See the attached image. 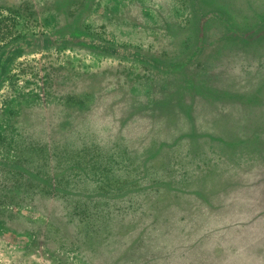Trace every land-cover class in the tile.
Segmentation results:
<instances>
[{
  "label": "rangeland",
  "instance_id": "rangeland-1",
  "mask_svg": "<svg viewBox=\"0 0 264 264\" xmlns=\"http://www.w3.org/2000/svg\"><path fill=\"white\" fill-rule=\"evenodd\" d=\"M73 30L84 35L62 38ZM16 43L23 50L8 51ZM162 99L169 108H157L160 130L223 135L232 127L226 136L235 139L241 116L249 122L258 112L253 121L264 124V0H0V215L32 195L16 169L47 178L72 167L90 180L111 173L124 178L105 183L133 189L138 163L120 170L101 160L104 148L129 147L95 143L92 109ZM253 131L250 142L261 147ZM197 140L162 155L152 182L165 178L166 187L101 203L115 225L87 228L80 247L23 249L0 229V264H129L122 257L155 237V226L157 243L175 252L157 250L161 264H264V171L240 170L251 164L242 147Z\"/></svg>",
  "mask_w": 264,
  "mask_h": 264
},
{
  "label": "crops",
  "instance_id": "crops-1",
  "mask_svg": "<svg viewBox=\"0 0 264 264\" xmlns=\"http://www.w3.org/2000/svg\"><path fill=\"white\" fill-rule=\"evenodd\" d=\"M216 46L214 45L215 48H217ZM207 47L211 49L212 46L208 45ZM168 104V99L141 104H133L129 100L128 102L107 103L105 101L94 104L91 126L95 143L101 147L117 146L118 143H124L129 147L128 150L113 148L106 155L105 162L107 164L114 162V165L118 163L120 170L122 162L126 164L128 161L134 164L138 163L139 171L133 179V185H135L133 189L129 188L124 192L116 191L122 190L126 186L118 188L113 181V185H108L109 183L104 181L116 177L123 179L124 177H118L115 174L111 177V173H108V176L99 174L90 180L87 178V174L79 169V171L73 172L72 167L55 172L47 178L16 169V172L19 171L21 176H26L27 189L32 191V195L29 198L17 200L11 204L8 211L1 212L0 229L11 235L16 245L23 249L35 247L43 249L51 255H57L64 249L80 247L89 239L87 228L110 224V219L104 217L106 210L103 211V209L106 207L103 208L101 203L110 202V200L118 201L132 196L141 197L152 189L166 187L165 178H156L152 182L155 179L152 171H160L159 163L163 159L162 155L176 147L179 148L185 140L194 146L195 143H199L197 140L199 138L217 145L221 150L227 147H242L246 149L243 162L247 164V157L251 156L248 160L251 164L243 168L240 167V170L260 169L264 171V134H261L264 124L257 119L253 121L254 115L256 117L258 112L250 113L249 122L247 118L244 119L241 116L240 127H237L239 132H235L239 137L234 133L235 139H231V134L229 137L226 135L232 133V127H226L223 135H215L214 132L203 135L199 133V127H191L188 130L189 133H184L183 127H164L161 130L154 127L155 116L160 115L157 113V108L163 105L164 109L168 110ZM167 114L168 112L165 113V115ZM248 123L251 127H247ZM249 129L254 130L255 137L262 138L261 147L259 144L250 142L252 134ZM172 131H175V134H171ZM208 131L214 130L208 129ZM165 137H173V140L169 142L164 139ZM258 141L260 142V140ZM226 151L227 149L223 152ZM218 152L220 149L212 150L209 155L215 157ZM125 157L130 160L124 161ZM116 159H122V161L115 162ZM242 159L241 155L240 162ZM128 178L127 176L126 179ZM114 225L112 224V226Z\"/></svg>",
  "mask_w": 264,
  "mask_h": 264
},
{
  "label": "trees",
  "instance_id": "trees-1",
  "mask_svg": "<svg viewBox=\"0 0 264 264\" xmlns=\"http://www.w3.org/2000/svg\"><path fill=\"white\" fill-rule=\"evenodd\" d=\"M231 25V24H230ZM84 34H82V33H80V32H78V31H76V30H73V31H71L70 33H68V34H66V35H62L63 37L62 38H64V36L65 37H73V38H81L82 36H83ZM239 36L240 37H243L244 36V34L243 33H241V34H239ZM86 38H88V37H86ZM62 40H65V39H62ZM92 41H94L95 39H91ZM98 42H100L99 40H97ZM101 44H102V46H104L105 45V49H107L108 51H114V50H125V49H123V48H121V47H116V46H114V45H107V44H105V43H102V42H100ZM20 49H22V47H20L17 43L16 44H12V45H10L9 46V49H8V51H10V50H18V51H20ZM23 50V49H22ZM101 52H105V51H101ZM119 57H121L122 59H127V60H132V58L131 57H129V56H123V55H119ZM134 59V58H133ZM137 61V60H136ZM155 61V60H154ZM147 63V62H146ZM182 63V62H181ZM96 146V145H95ZM94 146V147H95ZM102 149V148H101ZM113 148H111V149H102V154L103 155H101V160L102 161H104L105 160V157H106V155L109 153V150L111 151ZM221 149V148H220ZM224 148H222V150H223ZM238 155V154H237ZM104 166H106V165H104ZM103 165H94L92 168L93 169H95V170H97V171H105L106 172V167H104ZM103 173V172H102ZM106 174V173H105ZM106 180H108V179H106ZM242 186V184H240V182H238V184H237V189H240V187ZM233 221H237V219H235V220H233ZM158 228H160V227H157V226H155V227H151L149 230H151V231H155V233H154V236L155 237H153L152 239H148V238H140V240L138 241V242H135V246L132 248V249H128V254L126 255V257H125V259H124V257H122L123 258V261H125V262H127L126 260H132L129 264H161L162 262H160L159 261V258L157 257V253H156V251L157 250H160V252L161 251H164V254L166 255V253H165V251H167V252H169L171 255H173V253H175V252H171L168 248H165L161 243H157V240H156V237H158L157 236V232H158ZM148 230V231H149ZM169 230H172V228L170 227L169 229H168V231ZM144 236H146V233L145 232H143V234L142 235H140V237H144ZM158 239V238H157ZM154 240H156V241H154ZM156 246V247H155ZM145 248H149L148 249V252H147V254L144 252V250H145ZM153 249V250H152ZM151 251H153V254L151 253ZM213 251H215V253H217L216 252V250L215 249H213ZM251 251V250H250ZM138 252V253H137ZM150 253V254H149ZM168 254V253H167ZM148 256V257H147ZM133 257V258H132ZM166 257H167V255H166ZM164 260H166V258H164V259H162L161 261H164Z\"/></svg>",
  "mask_w": 264,
  "mask_h": 264
}]
</instances>
